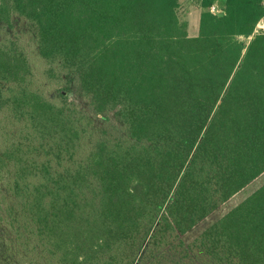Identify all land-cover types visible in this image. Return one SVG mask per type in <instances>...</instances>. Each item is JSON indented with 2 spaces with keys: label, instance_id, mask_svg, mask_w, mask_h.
I'll return each mask as SVG.
<instances>
[{
  "label": "trees",
  "instance_id": "obj_1",
  "mask_svg": "<svg viewBox=\"0 0 264 264\" xmlns=\"http://www.w3.org/2000/svg\"><path fill=\"white\" fill-rule=\"evenodd\" d=\"M0 0V264H264L262 0ZM216 4L223 12L210 11Z\"/></svg>",
  "mask_w": 264,
  "mask_h": 264
},
{
  "label": "rangeland",
  "instance_id": "obj_2",
  "mask_svg": "<svg viewBox=\"0 0 264 264\" xmlns=\"http://www.w3.org/2000/svg\"><path fill=\"white\" fill-rule=\"evenodd\" d=\"M179 17L182 21L187 22V30L190 35H194L197 32L198 23L197 16L198 11L196 9L195 2L192 1V4L188 2V0H181V5L178 9ZM264 183V172L261 173L257 178L251 181L248 185H246L243 189L233 195L227 202L221 205L217 210H215L212 214L207 216L202 222L198 223L194 228H192L185 236L184 239L186 241L192 240L195 236H197L200 232H202L207 226L245 199L248 195H250L253 191H255L258 187H260Z\"/></svg>",
  "mask_w": 264,
  "mask_h": 264
},
{
  "label": "built area",
  "instance_id": "obj_3",
  "mask_svg": "<svg viewBox=\"0 0 264 264\" xmlns=\"http://www.w3.org/2000/svg\"><path fill=\"white\" fill-rule=\"evenodd\" d=\"M262 4L264 5V0H262ZM210 11H212L214 13L221 12V10L219 9V7L216 4L211 5ZM259 30H264V17H262L258 21L254 31H259Z\"/></svg>",
  "mask_w": 264,
  "mask_h": 264
},
{
  "label": "crops",
  "instance_id": "obj_4",
  "mask_svg": "<svg viewBox=\"0 0 264 264\" xmlns=\"http://www.w3.org/2000/svg\"><path fill=\"white\" fill-rule=\"evenodd\" d=\"M193 0H188V2H190L192 4ZM196 9L198 11V16H197V23H198V18H199V14H200V8L196 5Z\"/></svg>",
  "mask_w": 264,
  "mask_h": 264
},
{
  "label": "water",
  "instance_id": "obj_5",
  "mask_svg": "<svg viewBox=\"0 0 264 264\" xmlns=\"http://www.w3.org/2000/svg\"><path fill=\"white\" fill-rule=\"evenodd\" d=\"M223 14V12L221 11V12H218V15H222Z\"/></svg>",
  "mask_w": 264,
  "mask_h": 264
}]
</instances>
